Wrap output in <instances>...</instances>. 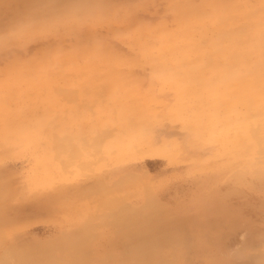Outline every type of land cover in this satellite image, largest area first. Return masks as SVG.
I'll use <instances>...</instances> for the list:
<instances>
[{
	"label": "rangeland",
	"instance_id": "rangeland-1",
	"mask_svg": "<svg viewBox=\"0 0 264 264\" xmlns=\"http://www.w3.org/2000/svg\"><path fill=\"white\" fill-rule=\"evenodd\" d=\"M242 8L264 14L0 0V56L30 44L0 60V264H264V61L228 41ZM40 191L45 219L25 214Z\"/></svg>",
	"mask_w": 264,
	"mask_h": 264
},
{
	"label": "bare ground",
	"instance_id": "bare-ground-1",
	"mask_svg": "<svg viewBox=\"0 0 264 264\" xmlns=\"http://www.w3.org/2000/svg\"><path fill=\"white\" fill-rule=\"evenodd\" d=\"M256 3L260 7L259 10L264 11V0H256ZM235 9H236V7H235ZM240 12H242L243 15H246L247 22L246 23L242 22V21L239 22L240 23L239 28L242 26L243 30L241 29V31L234 34L231 38L228 39V41H229V43L236 44V46L239 49L249 48L251 50V52H250V58L251 59L264 61V53L261 52V49H263V47H264V45H263L264 42H263L262 37H261V34H264V24L260 23L259 25H255V26L253 25V22H256L253 18L254 17L263 18L264 14H263V16L262 15H254L253 13L248 15L245 12V8ZM261 26H263V27H261ZM222 32L223 31H221V33ZM234 33H235V31H234ZM222 34L224 35L225 33L223 32ZM96 39H97V37H96ZM222 42H225V41H223V39H222ZM29 48H30V44H25L22 47H20V49L12 50V51L10 50L11 52L5 50L6 51L5 54L0 56V60H3L6 57H14L15 58V57H17L16 54H19L22 52L24 53L25 51L29 50ZM240 55H241V53H240ZM262 102H264L263 98H262ZM153 150L152 151L150 150L153 153L150 152L149 155L147 153V155L145 154L144 157L149 156L148 158H154V156H156V155H157V157H159L158 152L164 151V149H162L161 151H158L157 149H156L157 151H155V150L153 151ZM147 173L148 172H146L145 174H147ZM100 180L102 181V179H100Z\"/></svg>",
	"mask_w": 264,
	"mask_h": 264
},
{
	"label": "crops",
	"instance_id": "crops-1",
	"mask_svg": "<svg viewBox=\"0 0 264 264\" xmlns=\"http://www.w3.org/2000/svg\"><path fill=\"white\" fill-rule=\"evenodd\" d=\"M155 165V164H148V162H145V165H140V166H134L132 167L130 170L131 171H142V172H148L147 174L158 181V184L163 183V181L161 180H165L166 178H170V177H166L165 175V170H163L162 168L160 169L159 167H156L154 169H151L150 166ZM139 168V169H138ZM129 170V169H128ZM148 170V171H147ZM182 185V184H179ZM179 185L172 187L171 189H169V185L167 186L168 190L166 191H162L160 194L162 198H160V201L170 210L176 212V213H180V211H184L185 210V202L187 201V199H178L177 196L179 194ZM164 189V188H163ZM36 195V196H34ZM33 202L29 203L27 205L28 209L25 210V214H34L36 213L38 216V219H45L46 218V210H45V202H46V197H45V192H36L33 194ZM158 196V193H157ZM164 196V197H163ZM159 197V196H158ZM184 206H182L183 204ZM133 209L139 210L141 207V204L137 205V204H132ZM187 206V205H186ZM182 207V209L180 208ZM44 208V209H43ZM24 211V210H23ZM185 216H190L188 214H184ZM32 217V216H30ZM39 236V237H38ZM37 237L39 239H44L42 238V236L38 235ZM138 239L137 237H135V242H137Z\"/></svg>",
	"mask_w": 264,
	"mask_h": 264
},
{
	"label": "snow or ice",
	"instance_id": "snow-or-ice-1",
	"mask_svg": "<svg viewBox=\"0 0 264 264\" xmlns=\"http://www.w3.org/2000/svg\"><path fill=\"white\" fill-rule=\"evenodd\" d=\"M4 264H13V262L5 261ZM99 264H114V262H99ZM121 264H130V262H121Z\"/></svg>",
	"mask_w": 264,
	"mask_h": 264
}]
</instances>
